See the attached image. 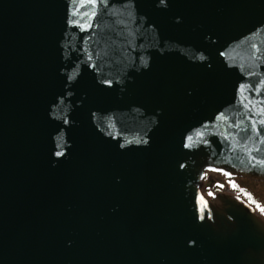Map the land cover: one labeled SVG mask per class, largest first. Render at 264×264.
Returning <instances> with one entry per match:
<instances>
[{
	"label": "water",
	"instance_id": "obj_1",
	"mask_svg": "<svg viewBox=\"0 0 264 264\" xmlns=\"http://www.w3.org/2000/svg\"><path fill=\"white\" fill-rule=\"evenodd\" d=\"M82 2L0 0V264H264V0Z\"/></svg>",
	"mask_w": 264,
	"mask_h": 264
},
{
	"label": "trees",
	"instance_id": "obj_2",
	"mask_svg": "<svg viewBox=\"0 0 264 264\" xmlns=\"http://www.w3.org/2000/svg\"><path fill=\"white\" fill-rule=\"evenodd\" d=\"M244 182H248L252 187V190L249 188H243L241 183L243 181L233 182L232 190L240 197H242L245 201L250 203L256 210H260L264 208V187H261L264 184L253 183L244 180ZM261 187V188H260ZM255 188V189H253Z\"/></svg>",
	"mask_w": 264,
	"mask_h": 264
},
{
	"label": "rangeland",
	"instance_id": "obj_3",
	"mask_svg": "<svg viewBox=\"0 0 264 264\" xmlns=\"http://www.w3.org/2000/svg\"><path fill=\"white\" fill-rule=\"evenodd\" d=\"M204 184H209V186H212L213 191L231 192L232 189V182L228 181L223 176L221 177L217 175H208L205 177ZM241 186L243 188H249L250 190H252V187H250L251 185L248 182L243 181V183H241ZM261 187H264V185H262Z\"/></svg>",
	"mask_w": 264,
	"mask_h": 264
},
{
	"label": "flooded vegetation",
	"instance_id": "obj_4",
	"mask_svg": "<svg viewBox=\"0 0 264 264\" xmlns=\"http://www.w3.org/2000/svg\"><path fill=\"white\" fill-rule=\"evenodd\" d=\"M238 181H240V180H233V182H238ZM241 181H244V180H241ZM203 192L206 194V195H208V194H210V193H213V192H216L217 193V191H213V188H212V186H209V184L207 185V184H204L203 185ZM218 192H221V191H218ZM262 214V213H261ZM262 217H264V214L262 215Z\"/></svg>",
	"mask_w": 264,
	"mask_h": 264
},
{
	"label": "snow or ice",
	"instance_id": "obj_5",
	"mask_svg": "<svg viewBox=\"0 0 264 264\" xmlns=\"http://www.w3.org/2000/svg\"><path fill=\"white\" fill-rule=\"evenodd\" d=\"M85 4H91L92 6H95L96 0H83L81 6H84ZM256 163H259V164H261V166H264V161H257ZM253 167H255V164L253 165ZM225 175H227V174H225ZM261 211H264V209H261Z\"/></svg>",
	"mask_w": 264,
	"mask_h": 264
}]
</instances>
